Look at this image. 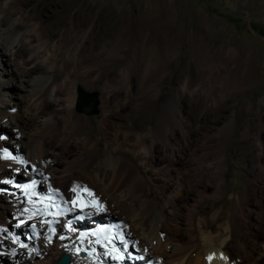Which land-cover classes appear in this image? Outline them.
I'll list each match as a JSON object with an SVG mask.
<instances>
[{
  "label": "bare ground",
  "instance_id": "bare-ground-1",
  "mask_svg": "<svg viewBox=\"0 0 264 264\" xmlns=\"http://www.w3.org/2000/svg\"><path fill=\"white\" fill-rule=\"evenodd\" d=\"M21 2L29 4L27 0ZM33 12L38 25L23 33L24 21H9L8 13L0 12V133H10L18 141L13 152L0 149L2 176L9 185L0 190V264L4 260L5 264H56L63 254L70 256L69 264H113L125 250L119 243L131 238L125 233L126 228L133 236L130 250L144 252L145 263L152 258L159 264H262L256 249L264 243L263 237L247 233L249 229L244 227L249 236L241 243L231 222L226 229L228 239L205 237L207 232L210 235L214 232L217 222L226 218L225 211L220 210L212 219L197 225L198 206L188 207L181 202L190 187L187 174L191 164L186 158L193 155L194 139L177 100L166 102L161 113L154 116L148 144V133L132 135L135 146H141L142 163L123 150L122 131L109 133L116 145L113 148L95 137L97 127L96 132L87 130L83 140L85 149L72 155L71 141L84 133V123L78 118L65 129L69 121L59 116L55 106L61 104L59 97L63 93L69 99L74 97L71 88L83 61L82 47L73 53L69 46L89 20L87 12L96 13V4L89 0H53ZM51 17L54 22H49ZM90 22V40L96 41V19ZM56 37L59 40L55 48L47 51L49 41ZM42 40L44 43L37 46ZM189 85L186 82L182 89ZM9 95L25 98V108L20 109ZM139 120L140 124H146L145 117ZM12 121L16 122L15 127L10 125ZM102 122L104 128L112 130L110 116L105 114ZM177 127L182 129L183 140L176 139ZM225 128L231 131V123ZM160 148L164 153L157 158ZM223 151L224 142H220L210 153L216 171L222 174L225 172ZM208 155L205 152L202 159ZM146 163L151 169L145 168ZM178 165L184 171L173 175ZM79 169L87 172L81 175ZM26 177L30 178L25 180ZM153 182L157 189L150 196ZM217 197L225 200L224 193ZM180 208L188 213L184 224L189 227V239H184L177 229ZM79 212L94 217L69 227L65 219ZM110 214L124 216L127 221H122L124 232L116 242L102 244L93 239L90 228ZM56 218L63 226L52 242L39 239L41 247L36 255L28 225L35 223L46 228ZM194 230L204 236L202 243L195 240ZM92 249V254L82 256V252Z\"/></svg>",
  "mask_w": 264,
  "mask_h": 264
},
{
  "label": "rangeland",
  "instance_id": "rangeland-1",
  "mask_svg": "<svg viewBox=\"0 0 264 264\" xmlns=\"http://www.w3.org/2000/svg\"><path fill=\"white\" fill-rule=\"evenodd\" d=\"M27 1L28 5L21 0H0V12L6 11L9 21H24L22 33L37 27L33 11L53 0ZM89 1L96 4V13L87 12L89 20L69 46L73 53L82 47L83 61L71 88L74 97L69 99L63 93L59 97L61 104L55 106L59 116L69 121L65 129L78 118L84 123V133L71 141L72 155L85 149L87 130L96 132L97 127L95 137L113 148L116 145L109 133L122 131L123 150L142 163L141 146H135L132 135L149 134L148 144L154 116L161 113L166 102L177 100L194 139L193 155L186 158L191 164L187 174L190 187L181 202L188 207L198 206L196 224L225 211L226 218L205 237L228 239L226 229L231 222L241 243L249 236L244 227L249 229L247 233L264 238V0ZM94 19L96 41L90 40V21ZM54 21L53 17L49 19ZM58 40L56 37L49 41L47 51L53 50ZM43 43L44 40L37 46ZM186 82L190 85L183 90ZM79 87L85 93H97V114L76 111ZM8 97L20 109L25 108V98ZM105 114L110 116L112 130L104 128ZM144 117L146 124L142 125L139 118ZM229 123L231 131L225 128ZM10 125L15 127L16 122ZM175 132L176 139L183 140L182 129L177 127ZM220 142H224L223 174L216 171L210 154ZM17 144L12 134L0 133V149L13 152ZM205 152L208 158L202 159ZM162 153L164 149L160 148L156 157ZM145 168L151 166L146 163ZM182 168L176 166L172 174L184 171ZM78 172L85 175L87 170ZM7 181L0 165V190L9 187ZM156 189L153 182L150 196ZM220 193H224V201L217 197ZM110 216L127 221L121 215ZM187 217L185 209L180 208L177 229L184 239L190 237L189 227L184 224ZM194 232L195 240L202 243L204 236ZM125 233L133 239L127 228ZM257 249L264 264V243Z\"/></svg>",
  "mask_w": 264,
  "mask_h": 264
},
{
  "label": "water",
  "instance_id": "water-1",
  "mask_svg": "<svg viewBox=\"0 0 264 264\" xmlns=\"http://www.w3.org/2000/svg\"><path fill=\"white\" fill-rule=\"evenodd\" d=\"M98 95L97 93H85L82 89L78 88V96L76 101V111L79 113H84L86 115H95L98 113L97 105H98ZM84 255V254H82ZM70 256L67 254H63L56 264H69Z\"/></svg>",
  "mask_w": 264,
  "mask_h": 264
},
{
  "label": "trees",
  "instance_id": "trees-1",
  "mask_svg": "<svg viewBox=\"0 0 264 264\" xmlns=\"http://www.w3.org/2000/svg\"><path fill=\"white\" fill-rule=\"evenodd\" d=\"M253 29H255V28H253ZM36 181H38V179L36 178Z\"/></svg>",
  "mask_w": 264,
  "mask_h": 264
}]
</instances>
